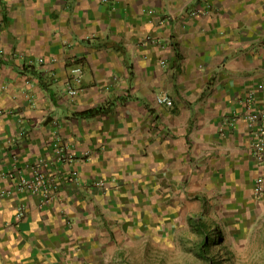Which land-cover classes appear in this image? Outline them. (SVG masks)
I'll return each instance as SVG.
<instances>
[{
	"label": "crops",
	"instance_id": "obj_1",
	"mask_svg": "<svg viewBox=\"0 0 264 264\" xmlns=\"http://www.w3.org/2000/svg\"><path fill=\"white\" fill-rule=\"evenodd\" d=\"M253 91L264 107V0H0V264H127L155 208L264 214ZM39 158L46 204L16 186ZM102 217L126 231L104 244Z\"/></svg>",
	"mask_w": 264,
	"mask_h": 264
},
{
	"label": "rangeland",
	"instance_id": "obj_2",
	"mask_svg": "<svg viewBox=\"0 0 264 264\" xmlns=\"http://www.w3.org/2000/svg\"><path fill=\"white\" fill-rule=\"evenodd\" d=\"M134 196L138 198V193ZM150 201V196L146 197V203ZM133 202L130 200V203ZM213 206L181 207L175 211L169 209L170 215L163 220L160 217L163 211L155 208V214L159 215L158 220L153 218L149 221L146 218L148 221L143 220L142 225V219H139L141 215H138V238L137 242L127 248V264H207L199 256V233L191 223L193 219L199 220L202 214L216 219L225 232L228 240L223 245L229 247L230 244L229 249L235 253L228 261L230 264H264V214L251 212L250 216L247 213L241 218L234 209L224 208L222 204ZM108 211V208L103 209V214L109 216ZM146 212L142 210L144 215ZM122 224L119 221L110 222L107 217H102L92 230L101 238L100 241L106 244L108 242H105V237L114 238L118 231L123 234ZM130 226V223L126 224L129 229Z\"/></svg>",
	"mask_w": 264,
	"mask_h": 264
},
{
	"label": "built area",
	"instance_id": "obj_3",
	"mask_svg": "<svg viewBox=\"0 0 264 264\" xmlns=\"http://www.w3.org/2000/svg\"><path fill=\"white\" fill-rule=\"evenodd\" d=\"M43 62L44 59H41ZM74 78L80 82L83 76L82 66L73 69ZM80 92V88L70 84L68 86V93L71 96H76ZM256 92H251L245 99L247 112L245 114L247 125L252 134L251 150L252 155L259 163L264 162V107H255ZM160 103L168 105L173 104V100L168 95H160L158 97ZM54 156L58 161L71 162L74 155L70 152L68 144L64 143L60 135H56L53 140ZM51 163L48 158L37 159L33 167V178H28L23 175H17L16 186L19 191H31L40 195L43 203H48L54 199L51 194L52 187H55L53 179L45 171V166ZM5 175V174H3ZM10 177H14L12 174ZM95 185L104 186L106 181L104 179L96 180ZM57 187V185H56ZM55 187V188H56ZM254 190L257 194H262L264 191V178L258 177L255 182ZM20 214H24V207L21 208Z\"/></svg>",
	"mask_w": 264,
	"mask_h": 264
},
{
	"label": "trees",
	"instance_id": "obj_4",
	"mask_svg": "<svg viewBox=\"0 0 264 264\" xmlns=\"http://www.w3.org/2000/svg\"><path fill=\"white\" fill-rule=\"evenodd\" d=\"M191 223L194 224L199 233L197 240L200 258L207 264H230L228 261L232 259L235 253L229 249L230 244L229 247L223 245L228 238L218 221L202 214L199 220L193 219Z\"/></svg>",
	"mask_w": 264,
	"mask_h": 264
}]
</instances>
